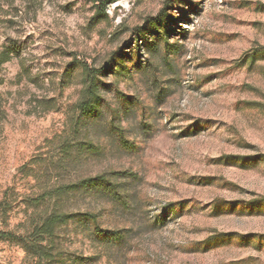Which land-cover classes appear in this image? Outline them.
<instances>
[{"label": "rangeland", "instance_id": "obj_1", "mask_svg": "<svg viewBox=\"0 0 264 264\" xmlns=\"http://www.w3.org/2000/svg\"><path fill=\"white\" fill-rule=\"evenodd\" d=\"M100 1L0 0V264H264V0Z\"/></svg>", "mask_w": 264, "mask_h": 264}, {"label": "trees", "instance_id": "obj_2", "mask_svg": "<svg viewBox=\"0 0 264 264\" xmlns=\"http://www.w3.org/2000/svg\"><path fill=\"white\" fill-rule=\"evenodd\" d=\"M115 1L117 0H101L99 14L104 15L107 5ZM169 2L170 0L167 3V7L170 4ZM171 21L175 22V20H173L172 17L166 15V9H164L161 11V13L158 15L157 18L149 22L150 30L157 33L159 36H163V38L167 37V32H168L167 29ZM2 63L3 62L0 60V65ZM106 70L107 68L106 69L104 68L103 70L88 69V68L86 69L88 87L85 95L86 100H84L80 105V110L82 114L91 116L94 114L97 107L99 106L101 101V97H99L98 94L100 81H101L100 76H104L107 73ZM103 180H104L103 178H98L96 180L84 181L81 185L88 186ZM85 216L90 219L96 234L104 236L105 232L100 229L98 218L96 217V215L87 214ZM65 220H66V216H63L61 214L51 215L40 226H38V228L35 229L34 235L37 237L53 238L55 237L57 226H59ZM0 238L4 240H15V237L13 235L6 232H0ZM34 250L37 255L39 254L40 256H43L47 259H51L53 257L51 253L46 251L42 246L39 247L38 245V248H34Z\"/></svg>", "mask_w": 264, "mask_h": 264}]
</instances>
